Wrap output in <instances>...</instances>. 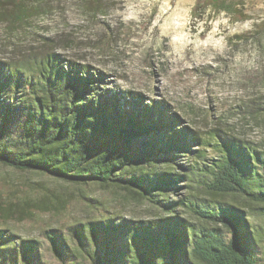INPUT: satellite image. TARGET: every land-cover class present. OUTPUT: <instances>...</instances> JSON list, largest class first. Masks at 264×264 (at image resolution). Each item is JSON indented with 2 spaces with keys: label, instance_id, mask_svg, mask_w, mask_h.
Wrapping results in <instances>:
<instances>
[{
  "label": "trees",
  "instance_id": "1",
  "mask_svg": "<svg viewBox=\"0 0 264 264\" xmlns=\"http://www.w3.org/2000/svg\"><path fill=\"white\" fill-rule=\"evenodd\" d=\"M49 1L0 0V23L21 27ZM207 9L235 13L228 0ZM46 45L0 58V164L60 191L41 186L35 203L0 195V264H49L46 251L58 264H264V150L219 126L205 135L166 100L116 87ZM92 188L145 205L146 216L88 198ZM72 194L89 217L42 228L46 245L3 224L65 215Z\"/></svg>",
  "mask_w": 264,
  "mask_h": 264
},
{
  "label": "rangeland",
  "instance_id": "2",
  "mask_svg": "<svg viewBox=\"0 0 264 264\" xmlns=\"http://www.w3.org/2000/svg\"><path fill=\"white\" fill-rule=\"evenodd\" d=\"M204 1L195 11L197 0H103L96 8L85 0L49 1L21 27L0 23V58L20 59L50 43L66 58L104 71L116 87L166 100L201 133L219 126L264 150V0H228L235 13L203 12ZM57 184L43 174L0 164L3 200L26 197L35 203L41 186L55 191ZM86 195L112 210L121 208L123 215L146 216L141 203L97 188ZM62 202L65 215H6L3 224L18 237L46 245L42 228L89 217L86 200L77 194ZM45 258L58 264L50 252Z\"/></svg>",
  "mask_w": 264,
  "mask_h": 264
}]
</instances>
